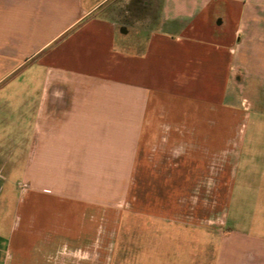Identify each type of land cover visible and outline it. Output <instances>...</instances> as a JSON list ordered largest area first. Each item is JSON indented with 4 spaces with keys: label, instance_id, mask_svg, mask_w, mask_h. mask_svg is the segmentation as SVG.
<instances>
[{
    "label": "crops",
    "instance_id": "0c3cea01",
    "mask_svg": "<svg viewBox=\"0 0 264 264\" xmlns=\"http://www.w3.org/2000/svg\"><path fill=\"white\" fill-rule=\"evenodd\" d=\"M36 61L41 87H14ZM24 116L0 143L29 144L37 182L0 222V264H115L126 212L171 227L208 208L218 231L140 233L137 264H264L237 211L264 206V167H242L264 119V0H0V130Z\"/></svg>",
    "mask_w": 264,
    "mask_h": 264
},
{
    "label": "rangeland",
    "instance_id": "374dc122",
    "mask_svg": "<svg viewBox=\"0 0 264 264\" xmlns=\"http://www.w3.org/2000/svg\"><path fill=\"white\" fill-rule=\"evenodd\" d=\"M33 63L34 62L30 64L28 67V69H30L26 70L27 72L21 76L14 87L22 89L25 88L27 84H30L34 88L40 86L39 84L42 82L43 73L47 66L43 63H38L37 61L34 64ZM87 70L89 71L90 69ZM195 83L196 88H198L201 82L195 81ZM210 83L213 89H222V81L212 80ZM20 114L23 115L25 113ZM229 115L231 114L228 112V118L230 117ZM10 123L11 122L3 121V124L5 125L0 131H2L3 136L7 135L8 137H4L3 140L11 139V135L18 136L25 134V116L18 122L13 120V124L15 123L18 125L16 128H10ZM233 131L234 129L228 128L229 135L233 134ZM243 134L249 137V143L244 150L242 167H264V119L258 120V122L252 127L243 128ZM27 148H29V144L26 143H0V153L2 156L0 159V222H5L10 219L12 203L17 201L19 195L25 193L28 182H37L35 181V176L29 177L30 175L27 171V164L29 162L26 152ZM39 162L40 159L34 163V168ZM39 184L42 186L41 180L39 181ZM262 204H264V202H262ZM234 205L233 202L232 206ZM234 210L235 208L232 207L231 211L233 213ZM237 211L241 217L251 216L252 221L256 225V230L264 232V206L253 208L250 212L249 209H237ZM117 214L116 217L118 216ZM220 216L221 214L218 212L217 208H208L205 210V217H210L211 222L189 224L185 226L172 225L171 228L167 224L156 225L137 213L126 212L123 219H120L119 225L116 227V231L120 233V239L118 241L119 244L115 264H137L138 237L140 233L154 230L218 231L221 219Z\"/></svg>",
    "mask_w": 264,
    "mask_h": 264
}]
</instances>
